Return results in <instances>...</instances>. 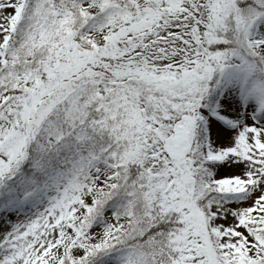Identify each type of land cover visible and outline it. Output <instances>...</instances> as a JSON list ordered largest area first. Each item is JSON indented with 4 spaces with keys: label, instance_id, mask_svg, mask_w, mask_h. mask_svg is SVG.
<instances>
[{
    "label": "snow or ice",
    "instance_id": "6c2138e0",
    "mask_svg": "<svg viewBox=\"0 0 264 264\" xmlns=\"http://www.w3.org/2000/svg\"><path fill=\"white\" fill-rule=\"evenodd\" d=\"M0 264H264V0H0Z\"/></svg>",
    "mask_w": 264,
    "mask_h": 264
}]
</instances>
